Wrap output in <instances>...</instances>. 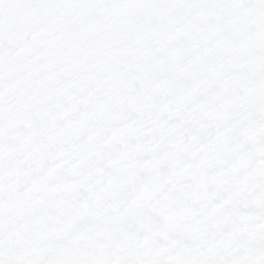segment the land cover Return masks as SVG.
<instances>
[{"label":"snow or ice","instance_id":"snow-or-ice-1","mask_svg":"<svg viewBox=\"0 0 264 264\" xmlns=\"http://www.w3.org/2000/svg\"><path fill=\"white\" fill-rule=\"evenodd\" d=\"M0 264H264V0H0Z\"/></svg>","mask_w":264,"mask_h":264}]
</instances>
